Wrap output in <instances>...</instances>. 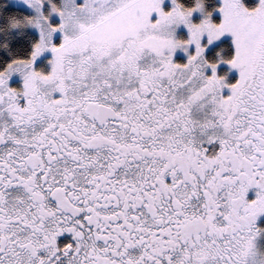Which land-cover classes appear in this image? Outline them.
Instances as JSON below:
<instances>
[{
    "label": "snow or ice",
    "instance_id": "6c2138e0",
    "mask_svg": "<svg viewBox=\"0 0 264 264\" xmlns=\"http://www.w3.org/2000/svg\"><path fill=\"white\" fill-rule=\"evenodd\" d=\"M0 264H264V0H0Z\"/></svg>",
    "mask_w": 264,
    "mask_h": 264
}]
</instances>
